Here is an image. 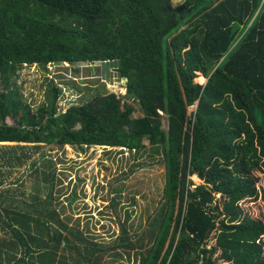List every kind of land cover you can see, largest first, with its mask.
I'll list each match as a JSON object with an SVG mask.
<instances>
[{"label": "trees", "instance_id": "trees-1", "mask_svg": "<svg viewBox=\"0 0 264 264\" xmlns=\"http://www.w3.org/2000/svg\"><path fill=\"white\" fill-rule=\"evenodd\" d=\"M110 61L125 93L103 89L65 111L56 85L33 108L16 84L26 65ZM145 141L165 165V204L138 264H264V223L240 205L264 173V0H0V226L12 234L0 235V264H97L105 250L68 230L50 201L15 196L9 174L42 145L136 152ZM66 248L76 255L56 261Z\"/></svg>", "mask_w": 264, "mask_h": 264}, {"label": "rangeland", "instance_id": "rangeland-1", "mask_svg": "<svg viewBox=\"0 0 264 264\" xmlns=\"http://www.w3.org/2000/svg\"><path fill=\"white\" fill-rule=\"evenodd\" d=\"M183 1L172 0V4L177 7ZM117 66L116 61L73 66L56 64L49 65V70L38 65H26L19 70L16 84L23 99L33 108L46 101L51 86L56 85L61 89L57 107L65 111L72 104L85 102L102 93L103 89L123 94L126 81L119 77ZM201 76L197 72L194 82L205 84L206 78ZM133 106L132 116H142L138 104L133 102ZM195 107L196 104L190 106L189 113ZM8 122L11 120L8 119ZM162 127L167 128V118L163 114ZM147 143L145 141L146 147L136 152L120 147L90 146L80 149L69 145H42L26 166L9 174L8 181H12L11 186L20 192L15 196L23 199L38 196L42 207L45 205L43 202L50 201L68 230H80L88 241H97L105 247L97 264H138L135 252L141 249V240L144 241L142 248L150 246L147 231L152 221L159 218L158 214L165 204V165L161 154L153 151ZM47 159L50 162L43 164ZM32 162L37 168L51 171V180L45 181L47 177L41 171L36 172ZM4 168L2 172L6 171ZM256 174L259 177L258 197L243 199L240 205L251 218L264 223V173ZM192 180L195 184L201 183L196 176ZM5 186L8 185L0 187V191ZM43 217L51 218L48 212ZM52 223L61 227L55 220ZM70 238L83 246L84 243L80 244L75 235ZM261 241L264 251V234ZM126 243L132 246L128 247ZM213 243L212 237L209 245ZM61 253L69 260L76 255L75 250L61 249L56 261ZM20 255L22 253L18 252L17 256ZM217 264L228 263L217 259Z\"/></svg>", "mask_w": 264, "mask_h": 264}, {"label": "crops", "instance_id": "crops-1", "mask_svg": "<svg viewBox=\"0 0 264 264\" xmlns=\"http://www.w3.org/2000/svg\"><path fill=\"white\" fill-rule=\"evenodd\" d=\"M201 78L202 79H204V77L203 76H201ZM18 193H20V192H17V194ZM17 198H19V199H21L22 201H26L28 204H31V203H33V202H35V197L34 196H32V198L31 199H27V198H21V197H18V196H16ZM0 227H2V226H0ZM2 228H4V227H2ZM10 230L8 229V228H4V230H2V229H0V235L2 236V235H6V236H8V238L9 237H11L12 238V234L9 232Z\"/></svg>", "mask_w": 264, "mask_h": 264}, {"label": "built area", "instance_id": "built-area-1", "mask_svg": "<svg viewBox=\"0 0 264 264\" xmlns=\"http://www.w3.org/2000/svg\"><path fill=\"white\" fill-rule=\"evenodd\" d=\"M122 80V79H121ZM115 87H118V84H115ZM120 87H121V85H120ZM124 93H125V90H124Z\"/></svg>", "mask_w": 264, "mask_h": 264}, {"label": "water", "instance_id": "water-1", "mask_svg": "<svg viewBox=\"0 0 264 264\" xmlns=\"http://www.w3.org/2000/svg\"><path fill=\"white\" fill-rule=\"evenodd\" d=\"M49 65L51 66L52 65V63H49ZM125 79V78H124ZM125 81H126V79H125Z\"/></svg>", "mask_w": 264, "mask_h": 264}]
</instances>
